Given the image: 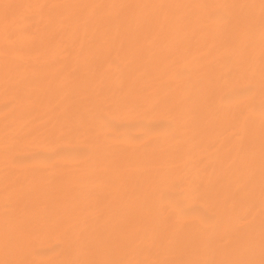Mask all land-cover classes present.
I'll list each match as a JSON object with an SVG mask.
<instances>
[{"label":"bare ground","instance_id":"6f19581e","mask_svg":"<svg viewBox=\"0 0 264 264\" xmlns=\"http://www.w3.org/2000/svg\"><path fill=\"white\" fill-rule=\"evenodd\" d=\"M0 264H264V0H0Z\"/></svg>","mask_w":264,"mask_h":264}]
</instances>
